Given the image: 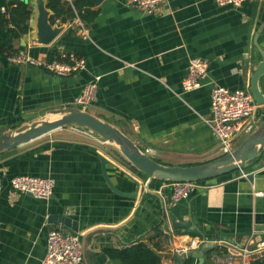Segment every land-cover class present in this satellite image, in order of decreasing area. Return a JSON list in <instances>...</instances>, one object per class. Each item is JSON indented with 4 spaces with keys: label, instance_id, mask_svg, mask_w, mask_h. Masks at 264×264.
Segmentation results:
<instances>
[{
    "label": "crops",
    "instance_id": "crops-1",
    "mask_svg": "<svg viewBox=\"0 0 264 264\" xmlns=\"http://www.w3.org/2000/svg\"><path fill=\"white\" fill-rule=\"evenodd\" d=\"M92 9L98 13L85 26L88 36L73 19L55 23L62 29L49 44L24 35L9 42L40 60L63 52L82 56L86 66L76 73L58 75L11 62L0 46V134L50 109L73 105L82 86L99 77L90 112L116 125L155 160L187 165L220 155L217 137L204 120L210 115L211 87L250 89L251 73L264 52V0H245L238 7L168 0L149 13L127 0H102ZM33 31L31 25L28 34ZM193 57L208 60L207 76L201 87L182 91ZM257 85L264 95V74ZM256 113L264 116V104ZM101 156L112 185L131 194L110 188ZM0 173V264H40L54 227L79 234L83 264H126L109 250L138 241L160 254L159 264H183L190 252L177 250L198 249L204 241H212L213 248L204 249L201 258L192 256V264H218L228 256L233 264L264 259V249L258 248L264 240V148L244 168L202 181L174 205L166 182L148 184L117 146L70 126L1 153ZM22 174L52 177L51 197L13 189L10 178ZM52 214L70 217L78 231L49 221ZM172 218L189 225L171 224L170 237H154V230ZM225 237L239 248L223 245Z\"/></svg>",
    "mask_w": 264,
    "mask_h": 264
},
{
    "label": "built area",
    "instance_id": "built-area-1",
    "mask_svg": "<svg viewBox=\"0 0 264 264\" xmlns=\"http://www.w3.org/2000/svg\"><path fill=\"white\" fill-rule=\"evenodd\" d=\"M168 0H127V3L144 12H152L156 7ZM218 5H231L238 7L245 0H215ZM1 12L5 13L4 7ZM7 16V13H5ZM77 26L82 34L88 36L87 29L78 16L75 17ZM8 59L14 63H28L41 66L58 75L76 73L86 66L84 57L73 52H63L57 58L40 60L31 57L26 51L9 54ZM208 71V60L203 57H193L189 60L185 77L182 79V91H190L201 87ZM98 78L86 82L73 100V105L86 107L95 100ZM256 102L248 88L230 89L214 84L210 92V115L204 118L217 137L221 154L230 152L234 139L240 135H247L262 118L256 113ZM243 176L246 174H242ZM16 191L29 193L35 197L49 199L53 193L54 179L50 176L15 175L9 180ZM202 181H168L166 186L170 189V204L187 197L201 186ZM3 185L0 173V190ZM261 192H257L260 194ZM172 226L170 221L163 226L162 234L170 237ZM193 245V243H192ZM259 249H264V240L260 241ZM190 252L189 246L182 247L177 252ZM40 264H83L81 239L78 233L65 231L59 228H50L47 233L46 253ZM218 264H233V256Z\"/></svg>",
    "mask_w": 264,
    "mask_h": 264
},
{
    "label": "water",
    "instance_id": "water-1",
    "mask_svg": "<svg viewBox=\"0 0 264 264\" xmlns=\"http://www.w3.org/2000/svg\"><path fill=\"white\" fill-rule=\"evenodd\" d=\"M31 6L29 26L34 27V31L29 35L39 44H49L59 34L62 27L52 24L49 20L51 10L46 7V0H25ZM94 4H100L102 0H91ZM32 23L30 25V20ZM264 74V52L262 60L255 66L250 76V91L257 105L264 104V95L259 90L257 81ZM74 127L88 130L96 134L106 142L112 143L119 149L120 153L137 170L147 176L148 184L153 180L158 181H202L225 175L244 168L248 163L257 158L264 148V116L259 120L257 126L250 131L241 141L233 147L230 152L220 154L212 159L189 165L164 164L161 163L145 151H143L128 135L110 121L101 118L87 109L77 105H67L53 108L47 111L38 119L15 127L7 132L0 134V154L13 149L21 144L27 143L32 139L49 133L61 127ZM101 159V170L105 181L110 188L123 195L131 193L122 192L116 189L110 182L106 173V158ZM49 221H59L73 231H78L77 222L63 214H52ZM174 228L186 227L188 222L170 220ZM223 245L232 248H239L234 241L228 237L223 239ZM213 248L212 241H204L198 249H191L190 255L201 258L204 249ZM215 254V252H213ZM182 256L179 259L182 262Z\"/></svg>",
    "mask_w": 264,
    "mask_h": 264
},
{
    "label": "trees",
    "instance_id": "trees-1",
    "mask_svg": "<svg viewBox=\"0 0 264 264\" xmlns=\"http://www.w3.org/2000/svg\"><path fill=\"white\" fill-rule=\"evenodd\" d=\"M94 6L95 4L91 0H46V7L51 10L49 20L52 24L71 21L78 16L86 26L98 13L97 10L92 9ZM2 7H4L7 16L1 12ZM30 14L31 6L25 0H0V46L3 52L8 55L18 52L13 49L9 42L12 39L22 37L29 31ZM132 167L136 169L134 166ZM159 182L168 181L164 180ZM162 235L161 228L154 230V237L159 238ZM164 237L166 238L167 236ZM109 253L111 256L119 258L126 264H159L161 261L160 254L147 243L141 241L122 248L111 249ZM192 259V256L188 255L183 260V264H192ZM260 264H264V259Z\"/></svg>",
    "mask_w": 264,
    "mask_h": 264
},
{
    "label": "rangeland",
    "instance_id": "rangeland-1",
    "mask_svg": "<svg viewBox=\"0 0 264 264\" xmlns=\"http://www.w3.org/2000/svg\"><path fill=\"white\" fill-rule=\"evenodd\" d=\"M89 111H90V107L89 106H87L86 107ZM241 137L240 138H238V140H237V142H239L241 139H243L245 136L244 135H240ZM240 139V140H239Z\"/></svg>",
    "mask_w": 264,
    "mask_h": 264
}]
</instances>
